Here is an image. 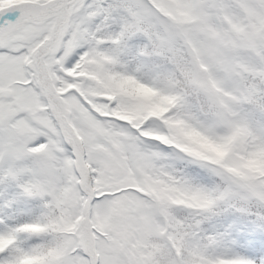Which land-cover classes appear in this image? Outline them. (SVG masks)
<instances>
[{
    "label": "snow or ice",
    "instance_id": "1",
    "mask_svg": "<svg viewBox=\"0 0 264 264\" xmlns=\"http://www.w3.org/2000/svg\"><path fill=\"white\" fill-rule=\"evenodd\" d=\"M0 264H264V0H0Z\"/></svg>",
    "mask_w": 264,
    "mask_h": 264
}]
</instances>
